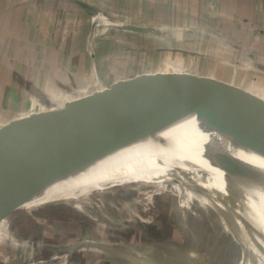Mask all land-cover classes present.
<instances>
[{
  "label": "rangeland",
  "instance_id": "374dc122",
  "mask_svg": "<svg viewBox=\"0 0 264 264\" xmlns=\"http://www.w3.org/2000/svg\"><path fill=\"white\" fill-rule=\"evenodd\" d=\"M29 1L35 2L31 37L18 53L2 36L5 28L14 35L16 20L0 25V129L91 101L133 102L152 96L160 78L184 81L187 73L212 91L264 96V0ZM175 63L185 73L173 72ZM170 177L146 206L128 185L89 191L106 227L60 205L0 217V264H99L115 257L87 246L70 253L86 241L162 244L123 249L147 264H243L224 253L227 235H215L203 212L175 193ZM241 201L264 227L259 211Z\"/></svg>",
  "mask_w": 264,
  "mask_h": 264
},
{
  "label": "bare ground",
  "instance_id": "6f19581e",
  "mask_svg": "<svg viewBox=\"0 0 264 264\" xmlns=\"http://www.w3.org/2000/svg\"><path fill=\"white\" fill-rule=\"evenodd\" d=\"M154 144L101 137L60 145L41 143L21 152L1 174L0 214L60 205L106 227L102 214L88 199L89 191L128 185L136 192V201L146 206L171 176L175 193L203 212L217 231L215 235H227L226 243L220 242L224 253L235 263L264 264V227L241 201L252 205L264 219V199L202 156L195 154L196 161H181L153 149ZM8 197L16 199L6 204ZM127 203L122 202V211H130Z\"/></svg>",
  "mask_w": 264,
  "mask_h": 264
},
{
  "label": "water",
  "instance_id": "95a60500",
  "mask_svg": "<svg viewBox=\"0 0 264 264\" xmlns=\"http://www.w3.org/2000/svg\"><path fill=\"white\" fill-rule=\"evenodd\" d=\"M159 80L153 82L159 87L152 96L133 102L91 101L0 129V177L19 153L41 143L60 145L114 137L153 142V149L181 161H194L198 154L264 199V102L226 87L212 91L203 79L195 76L184 81ZM149 244L86 241L74 245L70 253L82 246L126 252L123 249Z\"/></svg>",
  "mask_w": 264,
  "mask_h": 264
},
{
  "label": "crops",
  "instance_id": "0c3cea01",
  "mask_svg": "<svg viewBox=\"0 0 264 264\" xmlns=\"http://www.w3.org/2000/svg\"><path fill=\"white\" fill-rule=\"evenodd\" d=\"M22 1V2H21ZM27 2H23V0L20 1H6V2H1L0 1V25L3 26V28L6 27V24H8V22H11L13 20H16V22L19 23H14V29L13 27L11 29H13V33L14 35H9L6 33V31H9L8 29L5 28L4 30V34H2L3 37H7L10 39L11 41V45L13 46V51L18 53L19 49H18V45L22 44L24 46H26L27 41L29 40V38L31 37V34L29 33V26L31 27V23L29 22L31 19H34V16L31 18L29 15L33 14L34 8L33 5L35 4L34 1H29L26 0ZM13 4H19V5H23V7H13ZM15 11V12H14ZM26 22V24H24ZM7 34V35H6ZM2 37V38H3ZM26 37H28L26 39ZM190 38H187L185 42H193V40H191ZM204 38H201V41L204 44ZM3 43V42H2ZM207 44V43H206ZM1 47V45H0ZM192 56V55H191ZM168 68L167 65H165V68ZM172 69V67H171ZM173 72L175 73H185L184 71H182L181 66H178L176 63L173 65ZM191 76L189 73H187L183 79L185 80H189ZM176 78H180L176 76ZM254 93V92H253ZM256 95V99H260V100H264V96L260 95L259 93H255ZM146 243H153V242H146ZM157 243V242H154ZM132 244V243H130ZM134 244V243H133ZM96 250V249H94ZM97 253H103L105 251L102 250H97ZM106 254H111L113 253L115 255V257L112 255V259L110 258H106L104 257L102 260L100 261L99 264H112V262H116L117 260H119L122 264H147L145 262H142L143 260L138 259L137 257L127 253V252H105ZM116 253V254H115ZM117 259V260H115ZM112 261V262H110ZM141 261V262H140Z\"/></svg>",
  "mask_w": 264,
  "mask_h": 264
}]
</instances>
